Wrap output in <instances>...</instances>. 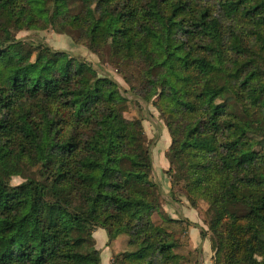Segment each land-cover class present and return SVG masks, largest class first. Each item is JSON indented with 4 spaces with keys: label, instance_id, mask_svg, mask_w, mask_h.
Wrapping results in <instances>:
<instances>
[{
    "label": "trees",
    "instance_id": "trees-1",
    "mask_svg": "<svg viewBox=\"0 0 264 264\" xmlns=\"http://www.w3.org/2000/svg\"><path fill=\"white\" fill-rule=\"evenodd\" d=\"M52 30L90 64L16 39ZM168 132L169 197L211 264H264V0H0V264H198L162 206L143 117ZM20 178L19 184L12 180ZM203 219V220H202Z\"/></svg>",
    "mask_w": 264,
    "mask_h": 264
},
{
    "label": "rangeland",
    "instance_id": "rangeland-1",
    "mask_svg": "<svg viewBox=\"0 0 264 264\" xmlns=\"http://www.w3.org/2000/svg\"><path fill=\"white\" fill-rule=\"evenodd\" d=\"M15 37L16 39L23 41L33 42L37 44H45L55 51H64L70 56L90 64L100 75H106L109 78H111L113 81H115L119 85L123 96H125L127 99H129L132 102L135 100L132 94L129 91H127L128 86L123 82L122 77L111 65H109L105 60L99 59L96 55L90 53L83 45L76 44L67 35L57 34L52 30H39V31H22L16 34ZM140 107H141V113H139L138 109L134 106V104L130 105L128 107L127 112L125 113V116L127 118H132L141 115L144 119L143 120L144 130L145 133L147 134L146 135L147 139L150 142V156L153 167L152 178L153 180H155V182L158 184L160 188L163 209L164 211L166 210L168 213H172L173 210H176L177 206L178 209L185 207L187 210H189L185 202H183L184 199L179 200L177 206H175L168 194L169 183L164 174L165 171L164 167L168 165L167 164L168 162L165 158L163 150L159 148V144L156 145V136H157L156 134L158 133L159 130H164L166 133L165 138L163 139L164 136H162L160 142L168 141L169 143L170 140L167 134V130L162 125V122L159 120L158 113L156 112L155 109L144 103H140ZM21 181L22 180L20 178H14L12 180V184L16 185L19 184ZM198 216H201L202 218V210H200V215L198 214ZM190 223H191L190 228L191 229L194 228L196 229V231L191 230L188 233L189 239L192 242V246L194 244L196 245L199 244V246L195 248L197 251L196 257L198 260V264H204L205 261L208 264L210 262L209 258L212 255L209 241L206 239H201L199 235L200 230L205 229L206 225L201 221L199 217L197 223H192V222ZM200 241H206L208 243L209 249L208 248L204 249V246ZM114 248L120 250L121 245H118V247H116V245L115 246L111 245L110 249H114ZM101 258L103 259L102 264H105L104 262L105 253H103Z\"/></svg>",
    "mask_w": 264,
    "mask_h": 264
},
{
    "label": "crops",
    "instance_id": "crops-1",
    "mask_svg": "<svg viewBox=\"0 0 264 264\" xmlns=\"http://www.w3.org/2000/svg\"><path fill=\"white\" fill-rule=\"evenodd\" d=\"M144 126V124H143ZM162 131V132H161ZM168 134V132H167ZM147 135V134H146ZM156 145L159 144V148H161L163 150V153L165 155V152L169 146V143L168 141H164V142H160V139L162 136L163 139L165 138L166 136V133L164 130H159L158 133L156 134ZM169 136V135H168ZM170 140V138H169ZM166 143V144H164ZM166 145V146H165ZM165 148V149H164ZM168 164V163H167ZM168 168V165H166L164 167V170H166ZM155 181V180H154ZM168 187H169V184H168ZM175 206H177V204H174ZM188 207V205H186ZM189 208V207H188ZM166 211V210H165ZM167 212V211H166ZM168 213V212H167ZM171 217L173 218H183V219H187L189 220L190 222L192 223H197L198 222V215L196 213V211L192 210L191 208H189V210H187L185 207L184 208H181V209H178V206L176 207V210H173L172 213H168ZM191 230H194L196 231V229H189V232ZM93 238L95 240V244H96V248L98 250H100V253H101V257L103 255V253H105V264H110V255L112 252H117L119 251L118 249L114 248V249H110L111 245L112 246H115L118 247V245H121L120 244V241L117 240V241H114L113 243H111L110 245L107 244L108 242V238H107V234H106V231L102 230V229H99L97 231L94 232L93 234ZM202 242V245L204 246V249L205 248H208L209 249V246H208V243L206 241H200ZM199 246V244H194L193 247L194 248H197ZM121 249V248H120ZM210 257V255H209ZM210 259V262L208 264H211V257L209 258ZM102 261L103 259L101 258V264H102ZM204 264H207L206 261L204 262Z\"/></svg>",
    "mask_w": 264,
    "mask_h": 264
}]
</instances>
